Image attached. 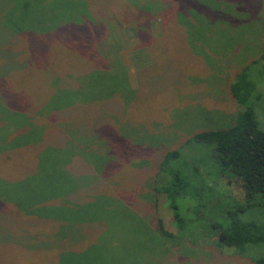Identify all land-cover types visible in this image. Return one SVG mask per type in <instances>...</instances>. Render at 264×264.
Wrapping results in <instances>:
<instances>
[{"label": "trees", "instance_id": "obj_1", "mask_svg": "<svg viewBox=\"0 0 264 264\" xmlns=\"http://www.w3.org/2000/svg\"><path fill=\"white\" fill-rule=\"evenodd\" d=\"M117 1L121 3L123 0ZM5 2L7 4L0 6V174L4 176L0 178L1 258L5 254L13 258L22 257L23 252L27 254L25 259L30 256L27 261L42 262L47 256L54 264H78L76 261L84 255L73 254L76 249H71V254L67 256V251H63L64 246L62 249L54 237L48 238L61 226H65L64 230H69L68 234H62L70 236L71 233H79V228L88 225L86 232L93 228L95 231L87 236L83 235V238L79 236L81 242L76 241L73 245L74 247L78 244L83 250L87 246L88 249L83 252L93 253V256L87 259L94 258L98 261L97 264H164L162 259L158 260L161 256L158 250L167 249L166 246L159 245L158 236L156 241H149L147 237L145 242H141L137 235L129 236L126 241L124 236L104 235L107 228L100 217L90 218L92 222L78 224L77 222H81L80 218L69 216L70 212L79 208L74 200L77 202L79 199L82 202L83 199H75V196H72L77 186L74 187L72 182V186H66L68 189H63L64 186L61 188V184H56L60 181L53 180L51 170L43 166L41 161V157L48 155V152L41 148L51 142L48 138L56 134L60 140L69 139L67 133L77 131L75 137L86 135L93 140L96 138L93 136L98 135L103 144L111 146L115 158L110 161L107 156L104 160V165L108 163L106 167L118 162L120 168L125 166L128 170L125 171L128 173L126 176L117 173L116 180L112 179L113 175H108L105 167L99 170L103 175V178L100 175L99 186L105 196H110L108 192L117 194L119 187L124 186V179L129 185L137 182L135 176L143 178L150 174L151 171L144 172V169H141L149 163L146 159L137 161L135 155L129 162L125 161L120 150L127 138L124 137L127 134L124 131V123H129V117H125V113L121 112L123 102L126 107L131 106L132 109L135 102L131 100L136 96L137 89L133 87L129 74L123 67L118 70L113 68L117 70L116 73L111 70L110 62L113 59L109 58L105 47L111 44L109 38L117 30L109 33L105 19L107 16L108 19L122 21L123 17L119 15L122 8L118 10L119 4L116 0H43L45 11L42 15H37L31 0ZM139 2L140 0L135 1ZM178 20L180 23L184 21L180 20L179 16ZM181 24H188L193 28L190 20ZM166 31L171 32L170 29ZM187 34L188 37L182 39L187 52L191 50L208 56L201 46H197L196 41L200 39L197 38L196 32L187 30ZM263 58L264 55L246 64L231 82V92L242 107L234 123L226 128L196 131L179 148L168 149L159 163V170L156 167L155 173L152 172L149 176L152 179L153 175L155 179L158 172H162L166 181L158 185L154 180V186L148 192L153 194L151 199L155 207H158V196L164 197V204H169L173 223L178 229L177 233L168 231L163 220L159 219L161 235L189 242V238L196 234L192 243L198 242L199 245L204 241L203 238L210 236V233L212 235L214 231L217 234L216 245L220 251L225 247L232 248L236 254L249 258L255 264H264V128L256 115L254 100L264 84V66L261 64ZM114 62L117 63V59ZM139 70L140 85L154 87V84H146L147 80L141 78L143 76ZM256 70L263 74L257 77ZM26 72H39L48 79L39 93L35 88L28 89L24 86ZM81 75L88 83L90 78L109 80L108 76L113 75L118 77L117 87L121 91L100 96L92 93L89 95L88 86L74 85ZM67 76L71 77L75 87L65 85ZM41 86L39 84V88ZM125 89L130 92L131 100L125 96ZM153 98L154 95L147 99L141 97L139 106L142 107L145 103L151 105L154 103ZM107 100L113 103V116H106L108 120L104 119L101 125L97 122L93 124L103 102ZM71 112L75 116L70 115ZM104 113V110L100 111V115ZM8 114L21 131L15 139H9L6 135L11 127L1 131L5 125H9L10 121L6 118ZM26 119L30 120V124L24 128L25 122L22 121ZM46 121L50 123V127L53 126L51 121L57 124L54 125L57 127L55 132L46 129L41 138L35 141H15L19 136H27L25 131L28 129L30 133L33 130L38 131L37 127L43 126L41 122ZM117 134L120 136H115ZM120 137L124 138L121 148L118 142ZM72 143V146L85 149L75 142ZM188 147L193 152L185 153ZM73 152L75 153L72 157L82 162V156H77L80 152L77 149ZM102 157L103 155L100 156L101 159ZM44 163L47 164L48 159ZM117 168L118 166H115V169ZM62 175L57 172L61 182L64 180V171ZM9 178L11 180H8ZM144 180L141 179V185ZM22 184L26 189L23 194L20 192ZM14 187L16 190H13ZM51 187L57 189V192L53 191L54 188L49 190ZM59 187L61 189H58ZM73 203L76 204L75 207ZM135 206L139 210V218H148V215H145L148 213L144 212L145 206L140 208L141 204L136 203ZM202 209L204 214L199 212ZM145 222L146 232L152 235V232L148 231L147 221ZM37 235H42V239ZM35 237L39 241L38 244L32 240ZM91 237L92 243L88 245L91 241L87 240H91ZM95 239L96 242L93 243ZM156 243L158 250L155 249ZM123 246H126L128 251L122 255L115 249H121Z\"/></svg>", "mask_w": 264, "mask_h": 264}, {"label": "rangeland", "instance_id": "obj_2", "mask_svg": "<svg viewBox=\"0 0 264 264\" xmlns=\"http://www.w3.org/2000/svg\"><path fill=\"white\" fill-rule=\"evenodd\" d=\"M5 1L0 0V6L7 4ZM135 1L137 0H123L118 3L116 0L119 4L118 10L122 8V11L118 14L123 19L119 22L108 19L106 16L107 31L110 33L117 30V32L109 38L111 44L105 48L109 58L113 59L110 62L111 70H118L123 67L128 72L133 87L137 89L136 96L132 100L129 98L131 96L130 92H127L126 89V92H124V94H127L125 95L127 99L135 102V106L131 109V106L130 108L126 107L125 102H123L124 106H122L121 112H124V116L130 119L128 118V124L127 122L124 123V131L127 134L123 136L127 138H125L122 146L124 138L120 137L118 140L119 148L122 146L120 150L123 152L122 155H124L125 161L129 162L137 155L135 156L137 161L146 159L149 162L141 168L144 169V172L151 171L147 176L148 178L143 177L145 180L142 185L140 184L141 179L143 180L142 177L135 176L137 182L135 181L129 185L124 179V186L119 187L117 194L112 195L108 192L110 196H105L99 186L100 175L103 178L99 170L105 167L108 175H113L112 179L116 180L117 173H122L125 176L128 174L125 172L128 171L127 168L125 166L120 168L118 162L106 167L108 164L104 165L106 157L108 156L110 161L115 158L113 151L110 149L111 146L103 144L98 135H94L93 137L96 138L93 140L86 137V135L75 137L77 131H74L75 133L68 132L69 128L66 130L69 139L60 140L56 134L51 138L47 137L51 142L41 147L48 152V155L41 157L42 164L51 170L55 182L60 181L56 184H61V188L64 186L63 189H68L66 186H72V182H74V187L77 186L76 191L72 192V196H75V199L82 197V202H84H80L79 199L76 202L72 198L79 205V208L74 210L75 212H70L69 216L80 218L81 222H77L78 224L92 222L90 218L98 219L100 217L107 228L104 231L105 233L103 232L104 235L108 234L111 237L115 235L124 236L125 241L129 236L137 235L136 237H140L141 242H145L147 237L149 241H152V239L156 241V236H158L159 245L161 247L164 245L167 249L166 251L158 250V244L156 243L155 249L158 250V253H161L158 260L162 259L164 264H255L249 258L236 254L232 248L225 247L223 251H220L216 245L217 234L214 231L212 235L210 233V236L203 238L204 241L199 245L198 242L197 244L192 243L196 234L191 237L192 239L189 238V242L184 239L173 240L161 235L159 219L163 220L168 231L177 233L178 229L173 223L174 218L169 204H164V197L162 195L158 196V207H155L153 199H151L153 194L148 192L154 186V180L158 185L166 181L162 172H158L155 179H153V175L152 179L149 176L152 172L155 173L156 167L159 170V163L164 159L168 149L179 148L196 131L226 128L236 120L242 107L231 92V82L242 67L264 55V0H140L139 3H135ZM31 4L37 15L44 13L43 0H31ZM178 16L180 20H184L181 23L190 20L193 28H190L188 24L186 26L182 25L178 20ZM168 29L170 31L171 29L174 30L168 32L166 31ZM187 30L196 32L197 38L200 39L196 41V44L201 46L208 56L204 53L197 54L191 50L187 52L182 43V39L188 37ZM116 55L118 56L116 57ZM116 59L117 63L114 62ZM261 64L264 66V58L261 59ZM117 70H114V72L116 73ZM138 70L143 76L141 78L147 80L146 84H154V87L149 88L140 85ZM25 74L27 76L24 80V86L28 89L35 88L38 93L44 88V83L48 82V79H45L42 73L26 72ZM261 74L263 73L256 70L257 77ZM112 76H108L109 80L98 77L90 78L88 83L81 75V78H77V84L75 81L74 85L80 87L84 84L89 88L88 94L92 93L96 96L121 91L117 87L119 84L118 77ZM67 78L68 81H65V85L75 87L71 82V77L67 76ZM39 84L42 85L40 88ZM259 91V95L254 97L255 109L256 115L264 128V84ZM151 95H154V103L151 105L145 103L140 107L142 101L140 98L147 99ZM175 97L178 100L174 99ZM90 106L92 107V105ZM102 110L105 111L104 115H100ZM69 114L75 116L73 112ZM113 114V103L111 100H107L103 102L99 114L93 120V124L97 122L101 125L104 119L108 120V118H105L106 116H113ZM6 118L7 121H10L9 125H5L1 131L11 127L6 135L9 136V139H15L14 137L18 136L21 131H19L18 125H14L11 115L8 114ZM22 123L23 127L27 128L30 120L26 119ZM41 123L43 126L37 127L38 131L33 130L30 133L28 129L25 131L27 136H19L15 141L17 143L35 141L41 138L42 132L46 129L49 132H55L57 129V127H54V125L57 126L55 122L51 121L52 127H50L48 121ZM129 131L131 132L129 133ZM85 133L88 132L85 131ZM72 142L85 149L82 150L72 146ZM67 148H71L72 151ZM74 149L80 152L77 156H82V162L72 157L75 153L73 152ZM151 149L152 151H150ZM184 152L191 153L193 151L188 147ZM102 155L101 159L100 156ZM46 159H48L47 164L44 163ZM115 166H118V168L115 169ZM63 171L65 175L64 180L61 182V177L57 176V172L63 176ZM2 175L0 174V178L4 177ZM8 180H11V178ZM22 185L20 186V192L23 194L26 189ZM53 188L51 187L49 190H53ZM13 190H16V187ZM53 191L57 192V189L54 188ZM135 203L141 204L140 208L145 206L144 212L148 213L145 215H148L149 219L146 217V220L144 217L139 218V210ZM76 204L73 206L75 207ZM199 212L204 214L203 209ZM67 214L66 216H68ZM145 221H147L148 231L152 232V235L146 232ZM128 224L130 225L127 226ZM61 227L58 228L55 234L49 235L48 239L54 237L62 249L64 246L63 251H67V256L71 254V249H76L73 254L84 255L76 263L97 264L96 259H87L93 256L92 252H83L88 249L87 246L84 250L78 244L73 247L76 241L81 242L79 236H87L94 232L95 228L86 232L85 229L89 228L86 225L79 228V233L64 236L62 233L68 234L69 230H64L65 226ZM216 231L218 232V229ZM60 235L63 236L59 237ZM100 235L101 233L98 240ZM37 237L42 239V235H37ZM37 237L32 239L35 244L39 243ZM93 237H91V240L86 239L91 241L90 243L87 242L88 245L92 243ZM96 239L93 243L96 242ZM126 248V246H123L121 249L115 250L123 255L128 251ZM26 255L22 252V257L13 258L9 254H5L2 258L0 256V264H54L47 256L42 262H39L40 260L27 261L30 256L25 259ZM105 255L107 258L109 257L108 254Z\"/></svg>", "mask_w": 264, "mask_h": 264}]
</instances>
